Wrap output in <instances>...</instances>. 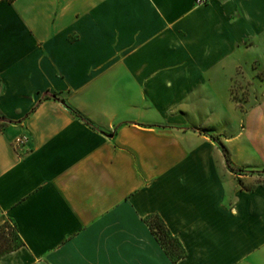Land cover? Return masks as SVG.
I'll list each match as a JSON object with an SVG mask.
<instances>
[{"label": "crops", "instance_id": "1", "mask_svg": "<svg viewBox=\"0 0 264 264\" xmlns=\"http://www.w3.org/2000/svg\"><path fill=\"white\" fill-rule=\"evenodd\" d=\"M252 159L264 0H0V226L21 240L0 264H264Z\"/></svg>", "mask_w": 264, "mask_h": 264}, {"label": "trees", "instance_id": "2", "mask_svg": "<svg viewBox=\"0 0 264 264\" xmlns=\"http://www.w3.org/2000/svg\"><path fill=\"white\" fill-rule=\"evenodd\" d=\"M44 97H51L60 99L57 93H44ZM61 100V99H60ZM70 111L78 118L84 120L85 123L90 124L83 119L82 115L76 110L70 108ZM224 155L228 168L235 169L231 164L229 155L224 147ZM151 233L154 235L169 259L176 263L186 255V251L178 239V237L171 233L164 220L158 214H149L144 218ZM21 245V240L17 234L15 225L10 222L0 226V255L10 252Z\"/></svg>", "mask_w": 264, "mask_h": 264}, {"label": "rangeland", "instance_id": "3", "mask_svg": "<svg viewBox=\"0 0 264 264\" xmlns=\"http://www.w3.org/2000/svg\"><path fill=\"white\" fill-rule=\"evenodd\" d=\"M237 96L234 95V99H237ZM244 97H245V95H244ZM236 108H238V107L236 106ZM238 109L240 112H242L244 110V104H241ZM237 128L239 131H241L243 129V124L241 121L239 122ZM211 135H213L216 138V140L220 141V142H226V139L236 138V136H237L236 134H235V136L227 135V134H225V132H212ZM256 161L257 160L254 161L252 159L250 163H242V164L240 163L241 165L237 166L238 168H236V169H264V164L256 162Z\"/></svg>", "mask_w": 264, "mask_h": 264}, {"label": "built area", "instance_id": "4", "mask_svg": "<svg viewBox=\"0 0 264 264\" xmlns=\"http://www.w3.org/2000/svg\"><path fill=\"white\" fill-rule=\"evenodd\" d=\"M194 1H195V3H197V4H204V3H206L208 0H194ZM29 140H30V139H29V136H28L27 134H23V135L17 137V138L14 140V145H15L16 147H20V146H23V145L27 144Z\"/></svg>", "mask_w": 264, "mask_h": 264}]
</instances>
